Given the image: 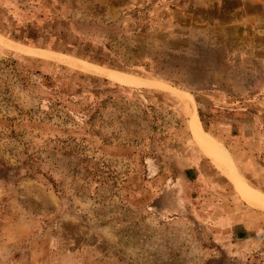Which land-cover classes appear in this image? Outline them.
Wrapping results in <instances>:
<instances>
[{"label": "rangeland", "instance_id": "rangeland-1", "mask_svg": "<svg viewBox=\"0 0 264 264\" xmlns=\"http://www.w3.org/2000/svg\"><path fill=\"white\" fill-rule=\"evenodd\" d=\"M192 123L264 197V0H0V264H264Z\"/></svg>", "mask_w": 264, "mask_h": 264}, {"label": "bare ground", "instance_id": "bare-ground-1", "mask_svg": "<svg viewBox=\"0 0 264 264\" xmlns=\"http://www.w3.org/2000/svg\"><path fill=\"white\" fill-rule=\"evenodd\" d=\"M195 129V125L194 123H192V130L194 131V134L196 136V138L194 137L196 141L199 143V145L203 147L205 146V148H207V150L212 154L213 158L228 172L231 178L240 186L244 200L253 207L264 208V197L256 195L253 192H250L249 189H247L245 183H243L241 178L238 176L231 162L228 160L226 154L219 147V145L208 143L205 140V137H203V135H201L200 133L198 134Z\"/></svg>", "mask_w": 264, "mask_h": 264}, {"label": "crops", "instance_id": "crops-1", "mask_svg": "<svg viewBox=\"0 0 264 264\" xmlns=\"http://www.w3.org/2000/svg\"><path fill=\"white\" fill-rule=\"evenodd\" d=\"M218 163V162H217ZM219 164V163H218ZM220 165V164H219ZM223 168V167H222Z\"/></svg>", "mask_w": 264, "mask_h": 264}, {"label": "trees", "instance_id": "trees-1", "mask_svg": "<svg viewBox=\"0 0 264 264\" xmlns=\"http://www.w3.org/2000/svg\"><path fill=\"white\" fill-rule=\"evenodd\" d=\"M206 131V129H204Z\"/></svg>", "mask_w": 264, "mask_h": 264}]
</instances>
